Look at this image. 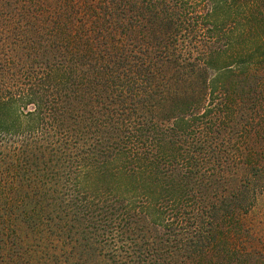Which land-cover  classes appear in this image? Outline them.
I'll return each mask as SVG.
<instances>
[{"label":"trees","instance_id":"1","mask_svg":"<svg viewBox=\"0 0 264 264\" xmlns=\"http://www.w3.org/2000/svg\"><path fill=\"white\" fill-rule=\"evenodd\" d=\"M263 193L264 0H0V264H264Z\"/></svg>","mask_w":264,"mask_h":264},{"label":"rangeland","instance_id":"2","mask_svg":"<svg viewBox=\"0 0 264 264\" xmlns=\"http://www.w3.org/2000/svg\"><path fill=\"white\" fill-rule=\"evenodd\" d=\"M244 229L250 231L252 235L245 234L243 237V243L249 249L253 248L257 252L261 251L264 253V193L257 197L256 203L250 213L244 218ZM24 233L27 232V229H23ZM23 249H27L32 251V253H37L39 259L44 254H46L45 247L47 245H42L37 239L33 237H26L22 241ZM33 260L28 262V264H32Z\"/></svg>","mask_w":264,"mask_h":264}]
</instances>
